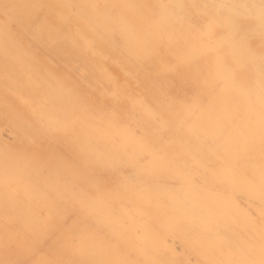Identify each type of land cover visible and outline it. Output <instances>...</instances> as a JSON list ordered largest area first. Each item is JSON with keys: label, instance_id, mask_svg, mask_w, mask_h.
I'll list each match as a JSON object with an SVG mask.
<instances>
[{"label": "bare ground", "instance_id": "obj_1", "mask_svg": "<svg viewBox=\"0 0 264 264\" xmlns=\"http://www.w3.org/2000/svg\"><path fill=\"white\" fill-rule=\"evenodd\" d=\"M0 264H264V0H0Z\"/></svg>", "mask_w": 264, "mask_h": 264}]
</instances>
